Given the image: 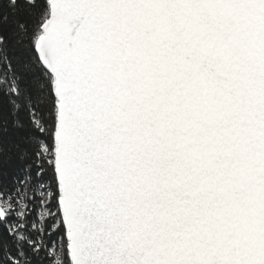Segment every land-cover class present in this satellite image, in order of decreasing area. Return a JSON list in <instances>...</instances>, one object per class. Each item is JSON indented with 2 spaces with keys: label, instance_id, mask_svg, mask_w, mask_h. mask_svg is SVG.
<instances>
[{
  "label": "snow or ice",
  "instance_id": "1",
  "mask_svg": "<svg viewBox=\"0 0 264 264\" xmlns=\"http://www.w3.org/2000/svg\"><path fill=\"white\" fill-rule=\"evenodd\" d=\"M0 264H264V0H0Z\"/></svg>",
  "mask_w": 264,
  "mask_h": 264
}]
</instances>
